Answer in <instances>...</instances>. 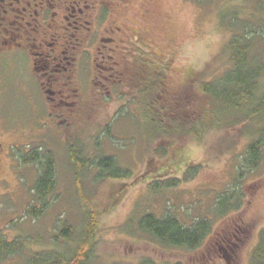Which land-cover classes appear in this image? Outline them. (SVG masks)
Wrapping results in <instances>:
<instances>
[{"label":"rangeland","instance_id":"rangeland-1","mask_svg":"<svg viewBox=\"0 0 264 264\" xmlns=\"http://www.w3.org/2000/svg\"><path fill=\"white\" fill-rule=\"evenodd\" d=\"M146 9V18H140L139 6L130 14L133 30L117 37L114 46L122 49L113 53V68L104 71L114 81L126 75V81L113 86L100 76L102 83L95 80L98 95L92 97L95 70H88L77 117L52 124L49 104L37 111L41 101L31 92L25 64L15 62L0 71V142L8 153L0 161V233L22 245L0 264H26L36 253L80 248L86 208L97 219L88 264H254L264 231V159L253 171L241 167L246 148L258 137L256 129L264 128V117L232 124L231 116L217 113L201 86L228 67L224 48L234 32H255L249 59L264 65V0H152ZM132 73L140 92L134 81L128 84ZM170 105L188 115L185 123H173L171 113L163 114L161 109ZM158 110L162 124L169 125L165 129L176 130L178 121L179 131L160 133L161 123L153 121ZM72 147L77 154L82 149L83 159L114 155L132 178L97 179V167L81 170L74 163ZM38 149L53 156L56 187L46 210L32 217L26 214L29 206L42 208L33 196L40 171L21 157ZM189 163L199 168L178 186H149L147 173L173 165V173L182 177ZM232 186L238 187L240 208L219 216L216 200ZM167 211L187 222L212 218L213 232L190 250L166 246L140 229L141 216ZM66 224L76 232L73 239L61 233Z\"/></svg>","mask_w":264,"mask_h":264},{"label":"trees","instance_id":"trees-1","mask_svg":"<svg viewBox=\"0 0 264 264\" xmlns=\"http://www.w3.org/2000/svg\"><path fill=\"white\" fill-rule=\"evenodd\" d=\"M232 19H234L233 24H235L236 15ZM242 31L238 33L234 32L225 44L224 52L228 58V67L224 73L214 81H207L201 86L204 94L213 99L217 113L231 116L233 118L230 120L232 124L240 123V120L247 121L253 117L256 119L257 117H264V86L261 83L264 75V65L261 63H257L256 65L255 62L249 59V43L255 40V32ZM154 83L152 84L154 85ZM251 104L254 105L251 110H248ZM171 106H169V110L166 108L161 109L163 114L169 112L172 115V122L173 120H178L185 123L188 115L181 112V108L179 109L175 105L174 108H171ZM159 115L162 117L159 110L158 113L153 112V121L159 122L162 125L160 133L164 130L167 133L179 131L177 128H180L182 123L177 121L175 125L176 130L165 129L169 125L162 124L163 121ZM256 133H258L257 139L252 141L245 150L244 163L241 169L244 167L247 170L253 171L264 159V128H257ZM71 152L74 163L80 165L81 170L97 167L99 172L97 179L99 180L107 178H132L131 171L128 168L120 167L114 155L83 159L80 156L82 149L77 154V149L72 147ZM21 162L24 164H35L40 171L34 185L33 196L42 205V208L39 209L31 205L26 210L27 215L39 217L48 207V197L55 191V162L51 154L44 153L41 149L23 155ZM171 166L169 165L165 169L155 171L151 175L147 173L151 167L147 168L146 179L150 182L149 186L155 190L176 187L185 177H192L199 168L189 163L184 168L186 171L183 169L182 177H180L178 175L180 174L179 171L173 173L176 167ZM240 174H243V171H240ZM171 176L174 177H172V180H169ZM237 189L238 187L232 186L231 190L222 192L218 196L215 203V213L217 215H224L231 209L238 210L240 208L242 199L239 197ZM96 220L93 210L86 208L85 218L81 226V236H79L82 244L80 248L69 249L66 252L54 250L48 252V255L45 252L36 253L26 264H88L86 254L88 245L96 232ZM69 226L68 224L64 225L61 233L66 239H73L76 236V232ZM139 226L141 230L166 246L185 247L190 250L201 246L213 232L212 218H197L192 222H187L169 211L165 212L162 216L146 213L140 217ZM21 249L22 245L19 239L9 240L4 234L0 233V261L8 256L17 254ZM253 263L264 264V231L260 233L258 244L254 250ZM175 264L183 263L177 262Z\"/></svg>","mask_w":264,"mask_h":264},{"label":"flooded vegetation","instance_id":"flooded-vegetation-1","mask_svg":"<svg viewBox=\"0 0 264 264\" xmlns=\"http://www.w3.org/2000/svg\"><path fill=\"white\" fill-rule=\"evenodd\" d=\"M150 1L0 0V71L8 66L12 69L15 62L25 64V73L32 78L28 81L34 85L31 92L41 101L37 111L49 104L52 124L77 117L83 110L88 70H95L90 96H97L95 80L97 84L102 83L100 76L111 80L104 71L113 68V53L122 49L114 46L117 37L133 30L130 14L136 6L140 18L147 17L146 3ZM132 74L127 78L130 86L135 77ZM117 81L125 82L126 75ZM117 81L111 80L112 85ZM134 83L140 92L139 84ZM4 150L0 142V161L8 154Z\"/></svg>","mask_w":264,"mask_h":264}]
</instances>
